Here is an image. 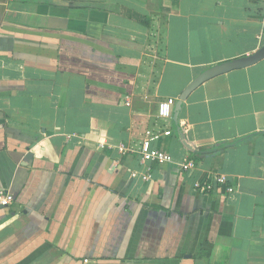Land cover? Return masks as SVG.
<instances>
[{"label": "crops", "instance_id": "1", "mask_svg": "<svg viewBox=\"0 0 264 264\" xmlns=\"http://www.w3.org/2000/svg\"><path fill=\"white\" fill-rule=\"evenodd\" d=\"M262 7L0 0V264H264V59L157 118L202 71L264 45ZM159 127L171 162L146 164ZM219 175L231 193L194 188Z\"/></svg>", "mask_w": 264, "mask_h": 264}, {"label": "built area", "instance_id": "2", "mask_svg": "<svg viewBox=\"0 0 264 264\" xmlns=\"http://www.w3.org/2000/svg\"><path fill=\"white\" fill-rule=\"evenodd\" d=\"M262 2V10L260 13V20L262 26L264 28V0ZM177 100L168 98L161 102H159L157 106V118L162 121L171 120L173 114V108L176 104ZM171 135V132L168 129H163L161 127L155 129L146 130L143 134V139L139 145L137 150V154L140 160L146 164H167L171 162V156L159 149L158 147H154L153 144L160 142L163 138H167ZM97 147L100 150L107 151L111 149H115L119 155H127L133 153L134 151L126 147L125 145L118 143L116 145H111L107 142H99ZM193 163L190 160L184 161L185 167H191ZM144 181L150 179V176L145 175L142 177ZM224 187L227 193H231L233 190L231 187H226V178L223 176H213L208 180L203 182H197L194 185V188L203 193H210L214 187ZM13 202V197L11 194L0 191V205L8 206Z\"/></svg>", "mask_w": 264, "mask_h": 264}, {"label": "water", "instance_id": "3", "mask_svg": "<svg viewBox=\"0 0 264 264\" xmlns=\"http://www.w3.org/2000/svg\"><path fill=\"white\" fill-rule=\"evenodd\" d=\"M263 59L264 45H262L256 52L249 56L237 58L228 62H223L205 69L198 76H196V78L191 81L188 86L184 89V91L180 94L173 108V117L175 118L177 116V113L179 112L182 103L187 99L188 95L204 82L218 77L222 74L228 73L230 71L252 66Z\"/></svg>", "mask_w": 264, "mask_h": 264}, {"label": "trees", "instance_id": "4", "mask_svg": "<svg viewBox=\"0 0 264 264\" xmlns=\"http://www.w3.org/2000/svg\"><path fill=\"white\" fill-rule=\"evenodd\" d=\"M71 5L74 6L76 4H71ZM75 7H83V5L81 4V6H75ZM225 147L226 146H218V147H214V148L212 147L211 150H207L205 153H203V152L200 151V152H197V153H193L192 155L195 156L196 158L211 157V156L217 154L218 152L224 150ZM190 161L193 163V160H190Z\"/></svg>", "mask_w": 264, "mask_h": 264}]
</instances>
